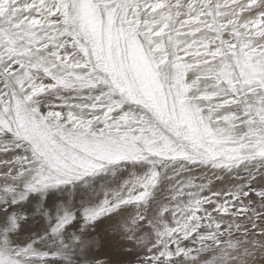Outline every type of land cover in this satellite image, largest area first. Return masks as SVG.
Instances as JSON below:
<instances>
[{
	"label": "snow or ice",
	"instance_id": "snow-or-ice-1",
	"mask_svg": "<svg viewBox=\"0 0 264 264\" xmlns=\"http://www.w3.org/2000/svg\"><path fill=\"white\" fill-rule=\"evenodd\" d=\"M226 6L216 0H0V264H103L88 250L103 246L105 221L137 241L143 235L147 218L118 220L119 205L107 200L77 214L48 195L55 189L110 166H154L158 161L149 157L174 158L185 137L212 157L235 158L206 141L224 142L219 124L238 118L228 111L234 105L264 124V0H246L230 13L222 11ZM255 155L264 159V139ZM252 179L244 196L264 200V180ZM156 182L153 168L144 187ZM32 195L40 199L30 201ZM213 210L227 211L219 201ZM30 224H39L40 233L19 242ZM144 253L141 264H186L188 258L177 243L149 245Z\"/></svg>",
	"mask_w": 264,
	"mask_h": 264
},
{
	"label": "rangeland",
	"instance_id": "rangeland-1",
	"mask_svg": "<svg viewBox=\"0 0 264 264\" xmlns=\"http://www.w3.org/2000/svg\"><path fill=\"white\" fill-rule=\"evenodd\" d=\"M216 2L227 4L222 11L230 13L245 4L246 0H235V4H232L231 0H216ZM247 96L249 100L252 99L251 93H247ZM228 111L237 113L238 118L231 122H220L219 126L226 133L224 142L213 144L211 141H206V144L217 152L223 151L235 157L234 159L229 160L226 156L212 157L208 154L207 148L193 147L191 141L185 137L177 144L179 151L173 154L174 158H170L168 155L149 157L150 160L158 161L154 166L148 162L110 166L106 172L100 175L80 179L68 186L48 193L50 196L61 199L58 195L60 189L72 193L78 185L82 186V190L90 192L92 186L85 184V182L98 183L102 177H107L108 175L114 178V174L111 173L113 169L117 174H121L123 167L128 170L133 169L134 166H140L142 168L141 171L133 176L134 184L129 182L131 183L130 186L135 188H130L129 194L125 197L130 202H136V205L134 204L136 213L133 214V217L135 220L140 221L147 218V205L145 203L154 199L158 190L163 191V178L171 168L173 169L170 172L174 180L169 181L171 182L168 187L169 195L166 196L168 199L165 200L169 202L167 205L171 206V208H163L158 212L159 217H164V214L170 216V212H172L170 217L173 220H163L162 225L149 220L144 226L146 231L143 230L142 236H140L139 232H136V235L134 234V236H140L139 240H136L137 248L122 255L125 258L117 260L112 258V256L97 254L93 248H89V256L99 257L103 264H111L109 258L114 262H120V264H141L139 257L145 254L144 249L149 247V245L167 247L170 243H177L185 246L188 251L186 264H206L213 256L226 253H231L230 258L217 261L216 264H264V240H259L253 232L255 229L264 234V200H255L254 197L244 196L248 183H255L252 179L253 177L264 180V159L255 155V146L261 139H264V124H261L255 112L251 114L242 113L238 105H234ZM252 117H255V119L250 124L249 120ZM232 149L236 151H231ZM11 155L12 153H9V156ZM116 168H120V170H116ZM153 168L157 173V182L145 188L144 184L151 179ZM129 174L130 172L128 171L125 178ZM127 184L126 182L123 187H127ZM114 187L113 182L110 186V193H114ZM96 192H99V190L97 189ZM144 192L149 193V195L143 201L138 202L136 197ZM105 195V190L103 189L100 197L104 198ZM89 196L90 194L86 197L87 201ZM39 199V195L29 197V200L33 202ZM57 201L60 203L59 200ZM103 201L105 200L92 203L89 200L87 207L83 206L82 202L84 200L82 199L79 200L77 205L73 199L63 201L60 204L67 209L69 208V211L79 214L83 209L99 206ZM217 201L220 202L222 209H227L226 213L222 211L221 214H217L213 210ZM74 205L79 208L74 207ZM32 206L34 205H24L25 208ZM241 207L244 208L242 213L237 211ZM140 209L141 211H139ZM104 223H107V221L102 222L105 235L110 233L108 230H111L114 222L111 225ZM218 224L220 227H217ZM132 227L135 229L134 225ZM221 227L224 228L223 232L220 230ZM40 231L41 226L39 224L26 226L19 236V242H27L31 235L39 234ZM130 238L134 239L132 236ZM126 240H129V236H125L119 244L122 251L126 248L124 245ZM248 240H251L253 245L260 246L247 249L240 247L241 243ZM218 241L222 242L218 243ZM233 244L237 245V247L232 248ZM37 247L39 248L40 245H37ZM245 253H247L246 257ZM57 264H61V262H57ZM89 264H92V262L89 261ZM144 264H147V261H144Z\"/></svg>",
	"mask_w": 264,
	"mask_h": 264
},
{
	"label": "bare ground",
	"instance_id": "bare-ground-1",
	"mask_svg": "<svg viewBox=\"0 0 264 264\" xmlns=\"http://www.w3.org/2000/svg\"><path fill=\"white\" fill-rule=\"evenodd\" d=\"M141 169L142 168H140V166H134L133 169H128V170H126L125 167H123V172L121 174H117V172L113 169L111 171V173L114 174V178H111L108 175L107 177H102L99 180V183L85 182V184H89L90 186H92V188L90 189L91 190L90 192H86V191H84V189L82 190V186H79V185L76 186V188H75L76 191H73L72 193H68V191L60 189L58 192V195L60 196L61 199H57V200H59V202L61 203L63 201L73 199L77 205L79 200L82 199V200H84V202H82V203L84 204L83 206H85V207H87L89 200L92 203L98 202L100 200H107L114 207L119 205V211L118 212H120V213L117 214L118 220H123L125 222L131 223L133 220H135V218L133 217V214L136 213V210L134 209L136 202H130L125 197L129 194L130 188L132 189V187H133V186H130L131 183H129V182H132V184H134L133 176L136 175L137 172L141 171ZM116 170H120V168H116ZM128 171L130 172V174L128 177L125 178V176L128 174ZM170 171H173V169L171 168L165 174V177L163 178V183H164L163 191L158 190L155 194L154 199H151L148 203H145V205H147V207H146L147 222L149 220H153L155 223L162 225L163 220H166V221L167 220L168 221L173 220L172 217H170L172 215V212H170V216H166V214H164V217H159V213H158L163 208L164 209L165 208H167V209L171 208V206L167 205L169 202L165 201L166 199H168L166 196L169 195L168 187L171 184V182H169V181L174 180V179H172V175H171ZM138 179H140V178H138ZM113 182H114V186H115L113 188L114 193H110L111 192L110 186L112 185ZM126 182L128 184H127V187L124 188L123 186H124V184H126ZM133 188H135V187H133ZM97 189L99 190V192H96ZM103 189L105 190V194H106L104 198L100 197L102 195ZM123 189H125V190L123 191ZM164 189H165V191H164ZM88 190H89V188H88ZM88 194H90V196H89V200L87 201L86 197L88 196ZM62 197H63V199H62ZM99 197H100V199H99ZM126 202H128V203L126 204ZM74 207L79 208L78 206H75V205H74ZM74 207H73V209H74ZM80 208H81V206H80ZM139 211H141V209ZM137 213H140V212H137ZM135 221L137 223H139V221H137V220H135ZM133 225L136 227L135 224H133ZM73 230H75V229H73ZM92 231L95 232V229H93ZM144 231H146V230H144ZM108 232H110V233L105 234L104 243H103L102 247H99V248L91 247V249L92 248L95 249L97 254H101V255L104 254L105 256H108V257L112 256V258L119 260L120 258H125V257H122V255H125L127 253L125 251V249L131 248L133 250V249L137 248L136 239H131L130 236L125 234L115 222H114V226L111 228V230H108ZM104 233H105L104 227L101 225L100 234H104ZM134 234L136 235L135 231H134ZM93 235H95V233ZM144 235H145V233H144ZM125 236H129V240L124 241V245L126 246V248L122 251V248L119 246V244L125 238ZM130 240H131V242H130ZM179 242L181 244H183L180 240H179Z\"/></svg>",
	"mask_w": 264,
	"mask_h": 264
},
{
	"label": "crops",
	"instance_id": "crops-1",
	"mask_svg": "<svg viewBox=\"0 0 264 264\" xmlns=\"http://www.w3.org/2000/svg\"><path fill=\"white\" fill-rule=\"evenodd\" d=\"M97 181V180H96ZM99 183V182H98ZM76 188V187H75ZM74 191H76V189H74Z\"/></svg>",
	"mask_w": 264,
	"mask_h": 264
}]
</instances>
